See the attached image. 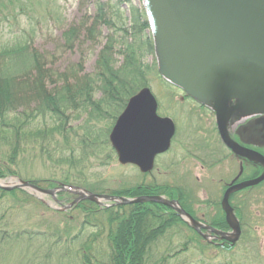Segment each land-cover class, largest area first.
I'll return each instance as SVG.
<instances>
[{"label": "rangeland", "instance_id": "1", "mask_svg": "<svg viewBox=\"0 0 264 264\" xmlns=\"http://www.w3.org/2000/svg\"><path fill=\"white\" fill-rule=\"evenodd\" d=\"M31 1L34 3L33 9L37 10L32 13L31 21L35 20L36 14L42 9L41 7H37L38 3L44 4L49 8L55 6V19L49 21L47 24L44 23L38 33H35L33 39V46L42 53L46 52L47 67L57 72H62L67 67L72 65L75 67L83 61L78 75L91 73L94 70L95 60L103 46L105 38L97 46H94L90 40L86 39L85 31L82 30L79 38L74 41L73 46L65 48L62 46L61 35L63 30L67 29L70 25L78 23L82 19H87V15L92 16L94 14L95 6L93 0ZM120 5L119 9L127 23H132L130 22L132 6L140 10L143 18H146L149 25H151L146 0H132L131 5L125 2ZM90 21L91 17L88 23ZM28 22L29 20L24 18L20 24L27 27ZM19 28L13 22H10L9 25L4 24L3 40H11L15 32L19 33L17 32ZM102 30L104 35L110 32L106 27ZM146 33L151 35L154 43V53L147 55L144 61L151 64V67L148 68L150 71L153 69L152 63L155 62V70H157L158 76L147 77L148 85L144 87H149L156 96L159 114L173 118L176 124V134L172 147L166 153L156 157L155 167L149 172L143 173L132 164H120L117 156L110 153V146H107L102 141L105 137H98L92 145H79L76 142L78 139L76 140L70 136V132L66 133V139L63 133L54 132L43 136L41 133L36 134L35 128H43L45 124L48 123L49 125L51 123L48 121V118H46L47 120L44 119V121L43 119L39 120L40 118H36L32 124H30V121L28 122V125H31L29 130L33 131V133H27L19 137L18 140L13 141V146H18V154L15 156L16 160L14 164H12L16 175L0 178V180L6 183V185H9V182H15L17 179L30 181L37 187L46 190L59 188L63 185L75 186L95 194L126 198L162 195L169 200H177L179 202V199L169 198L164 192L132 197L112 193L119 190L129 192L132 188L138 186L147 188L154 186L160 188L169 187L170 190L175 189V194L181 196H179L180 199L184 201V205H187L188 208L191 201H195V204L200 205L204 201L217 202V199H220L222 193L220 189L221 184L212 183V176L210 171L208 172L209 168H206V171L202 172L199 165L202 164L203 159L208 162H212V160L220 161L219 166H213L214 168L211 173H215V177L217 178L225 176V180L229 181L235 172L234 169L237 161L236 158L230 156L218 138L215 131L214 117L212 116V103L205 102L204 104H200L197 101L187 99L179 88L163 79L159 73L158 55L151 26L146 30ZM122 59V55L118 54V65L122 63ZM57 84L60 85L61 82L59 81ZM47 86V90H51L54 85L49 84ZM97 95L95 97H98ZM115 100L116 105L119 106L121 103L119 97H116ZM112 104L108 105L112 108L107 113L104 111L105 115L90 118V123L87 121L92 131H111L116 118L125 107L113 119L118 108L114 106V100ZM235 104L236 101L232 100L230 107H233ZM34 106L35 104L31 103L29 108ZM101 110H103L102 107ZM242 110H234L233 112L235 113L232 116L230 115L227 121L229 133L240 138L241 142H246L248 145L261 148L264 151V130L255 120H247L236 126L238 121H242V118L247 114L257 112L246 111L247 113H245ZM67 114L69 116L67 118L68 123L64 129H60L59 131H77L79 134L81 131H86L83 123L85 118L84 113L78 115L76 112L72 113L71 110H68ZM29 130L27 129V131ZM11 149L9 144L0 143V164L9 163L8 159ZM206 172L209 173L207 177L205 176ZM196 176L202 177L201 183L197 184L194 180ZM1 189L6 190L4 188ZM15 189L20 188L6 191ZM24 190L34 198V201L23 198L25 196L22 192H16L15 197H5L0 203V217H3L2 222L8 223L10 228L20 229V227L24 226L27 231L35 229L34 232H36L39 229L42 233L52 234L56 226L59 229L60 227L64 229L67 222L69 223V229L72 231L71 234H76L82 227V223L85 220H90L85 216L82 208L80 209L79 206H75L83 201H91L89 199L77 200L78 194H72L71 191H67L66 189L58 190L53 195L50 193H35L28 188ZM175 194L173 195L175 196ZM240 197L243 200L247 198L251 202L252 207H254V211H252L258 215L254 216L252 214L253 226L249 229L250 232H247L249 231L247 228L244 231L243 241L245 243L241 241L237 246L234 245L233 249L230 250L232 251L231 257L234 259L233 262L235 264H264V183L261 187L243 191L241 195L239 194L235 198L237 200ZM39 201L43 204H40ZM137 203L144 202H121L115 204L112 200H103L101 204L95 203V205L106 208L126 206L127 208H124V212L128 213L130 205ZM153 203L167 206L158 202ZM128 206L130 207L128 208ZM171 209L176 213L173 208ZM248 210H250L249 207L246 210L243 208V214L249 218L251 215L248 212H251V210ZM56 211L60 212L57 213ZM88 214L91 216V219L95 220H93L94 222H97V227L103 230L101 236L95 238L94 242L92 241L93 245H91L95 246L97 242L103 240L104 243L95 247V249H99L106 244V232L109 229L106 225L107 215L103 211ZM14 225L15 227H13ZM94 230L95 228L90 226H87L86 230H83L81 237L78 238L73 246L71 245L74 248L73 252L80 253V244L89 239V237L93 239L91 235ZM197 236H194V231L190 229V225L186 228L180 225L172 229L168 228L164 235L156 238V243L148 247L150 249L148 260L152 262L160 261L161 259L164 260L165 256L167 258L166 261H169L170 264H209V260H213L212 264H224V259L227 258V261H232L229 258L230 252L225 255L220 250L222 247H213L212 245L209 247L210 244L206 243L207 240L205 238L199 234ZM195 239L196 241H194ZM253 241H256L255 247L259 254L256 253L257 251L254 250V247L252 248ZM25 242H27L26 239L22 243H19V246L16 244L11 249L9 248V251H5L7 249L2 248L0 245V264H65V261H68V263L73 261V258L59 261V256L57 257L53 254L52 257H48L46 255V243L42 240H35L33 243L24 244ZM184 243H187L186 247L183 246ZM72 247H70L71 250ZM53 251L56 252V249ZM248 252L249 254H247ZM57 253H60V251H57ZM74 262L75 264H81L78 258H75Z\"/></svg>", "mask_w": 264, "mask_h": 264}, {"label": "trees", "instance_id": "2", "mask_svg": "<svg viewBox=\"0 0 264 264\" xmlns=\"http://www.w3.org/2000/svg\"><path fill=\"white\" fill-rule=\"evenodd\" d=\"M131 1L93 0L94 14L87 15V19H82L63 30L61 38L62 46L65 48L73 46L82 30L85 31L86 39L90 40L94 46H97L105 38L95 60L94 70L79 76L78 71L81 70L83 61L75 67L72 65L62 72H57L47 67L46 52L42 53L33 46L35 33H38L44 23L47 24L55 19V6L49 8L38 3L37 7L42 9L36 14L35 20L31 21L32 13L37 11L33 9V1L0 0V143L9 144L12 148L9 154V163L0 164V178L16 175L12 164L16 160L18 146L14 147L13 141L27 133H33L29 130L31 125H28V122L30 121L32 124L36 118L43 119V121L48 118V121L51 122L49 125L45 124L43 128H35L36 134L41 133L43 136L54 132L63 133L66 139V133L70 132V136L78 139L76 142L79 145H92L98 137H105L102 141L110 146V153L115 154L108 139L110 131H92L87 121L90 123V118L105 115L112 108L108 105H113V100L114 106L118 108L113 118L115 119L117 113L126 105L128 98L141 87L148 85L147 77L158 76L155 62L152 63L153 69L150 71L148 68L151 67V64L144 61L147 55L154 53L153 40L151 35L146 33L150 27L148 20L143 18L140 10L131 6L130 22L132 23H127L119 9L120 4L125 2L131 5ZM90 17L91 21L88 23ZM24 18L29 20L27 27L20 24ZM10 22L20 27L17 29L19 33L15 32L11 40L4 41L3 26L4 24L9 25ZM102 27H106L110 32L104 35ZM118 54L123 57V61L119 65ZM59 81L60 85L57 84ZM49 84L54 85L51 90H47ZM96 95L98 97H95ZM116 97H119L121 102L119 106L116 105ZM31 103H34L35 106L29 108ZM68 110H71L72 113L76 112L78 115L85 114L83 123L86 131H81L80 134L77 131H59L64 129L68 123ZM169 190V187L138 186L129 192L119 190L112 193L132 197L164 192L169 198L179 199L180 204L191 213L188 206H185L184 201L180 199L181 196L175 194V189ZM16 192H22L25 196L23 198L34 201V198L28 195L26 190L6 191L0 188V203L5 197H15ZM40 204L43 203L40 202ZM75 206L82 208L85 216L90 219L82 223V227L76 234H71L72 231L67 222L64 229L61 227L59 229L56 226L52 234H46L40 232L39 229L36 232H34L35 229L27 231L24 226L20 229L10 228L8 223L2 222L3 217H0L1 247L6 248L5 251H9L12 246L14 247L16 244L19 246V243L25 239L27 242L24 244L42 240L46 243L48 257H52V254L59 256V261L73 258L72 262L65 261V264H75V258L80 259L81 264H170L169 261H166L165 256L164 260L149 261L150 249L148 247L156 243V238L164 235L168 228L172 229L179 225L188 227L187 223L171 208L153 202L132 204L131 207L128 206V208L130 207L128 213L124 212L126 206L106 208L99 207L91 201H83ZM96 211H103L107 215L106 225L109 227L106 232V244L99 249H95V247L104 243L103 240L97 242L95 246L91 245L95 238L101 236L103 230L97 227V222H94L95 220L91 219L88 214ZM87 226L94 227L96 230L92 232L93 239L89 237L80 244V253L73 252V244L81 237ZM190 229L192 230L191 227ZM197 234L194 231V236L198 237ZM243 238L244 236L240 242L243 241ZM243 242L245 243V241ZM255 245L256 241H253L252 248L254 247V250L257 251ZM183 246L186 247L187 243H184ZM54 249L56 252L53 251ZM232 249V246L227 244L220 249L225 255L230 252L229 258L232 261H227L228 258L224 259V264H235L231 257L232 251L230 250ZM212 261L209 260V264H212Z\"/></svg>", "mask_w": 264, "mask_h": 264}, {"label": "water", "instance_id": "3", "mask_svg": "<svg viewBox=\"0 0 264 264\" xmlns=\"http://www.w3.org/2000/svg\"><path fill=\"white\" fill-rule=\"evenodd\" d=\"M146 4L161 76L199 102L212 103L217 131L229 149L243 157L264 161L259 152L234 142L226 127L234 110L264 109V0H146ZM232 100L236 104L230 107ZM174 131L173 120L157 113L153 92L143 87L128 99L109 140L121 164H134L141 172H147L153 168L155 156L170 147ZM263 179L264 172L253 180L229 187L227 193ZM0 187L28 188L35 193L52 195L58 190L70 189L80 194L77 200L89 199L99 204L103 200H112L115 204L158 202L173 208L186 223L195 228L201 226L177 200L162 195L126 198L65 185L46 190L19 179L9 185L0 180ZM227 193L224 202L231 218ZM233 228L232 242L240 234L236 220ZM209 229L229 239L227 233Z\"/></svg>", "mask_w": 264, "mask_h": 264}, {"label": "flooded vegetation", "instance_id": "4", "mask_svg": "<svg viewBox=\"0 0 264 264\" xmlns=\"http://www.w3.org/2000/svg\"><path fill=\"white\" fill-rule=\"evenodd\" d=\"M184 95H185L184 97L187 99H191V100L197 101L200 104H204V103L199 102L195 98L187 96L186 94H184ZM242 111H245V110H242ZM234 113L235 112H233L231 114V116ZM245 113H247V112L245 111ZM212 116L214 117L213 119H214V124H215V131L218 135L220 142L227 149L230 156H233L234 158H236L237 163H236V166L234 169L235 170L234 174L229 179V181H226L225 176H220L217 178V177H215V173H213V174L211 173L212 169L214 168L213 166L214 165L219 166L220 161H213L212 160V162H208V161L203 159V161L201 162L202 164L199 165L200 168L202 169V172L203 171L205 172L206 168H209L208 172L210 171V174L212 176L211 182L215 183V184H219V185L221 184L220 189H221L222 193H221L220 199H217L219 202L218 201L217 202L204 201L200 205H197V204H195V201H191V204L189 207L191 213L190 212L189 213L201 225V226H197L196 227L197 229L194 227V225H191V228H192V230L200 233L203 238H205L208 242L212 243L214 246L223 247L224 245L227 244L228 246L233 247L234 245H236L237 243L240 242L241 238L244 236L245 229L247 228V230H249L252 228V226H253L252 214L254 216L258 215L257 213L253 212L254 207H252L251 202H249L247 198L245 200H243L242 199L243 197L241 196L242 198L241 197L238 198L237 199L238 201H237L235 197L239 194L241 195V193L245 190L255 189L256 187L257 188L261 187L264 183V179L262 181L256 183V184H254V185H250V186H246V187L238 188V189H233V190L229 191L228 193H227V189L229 187H232V186L240 183V182L253 180V179L257 178L258 176H260L264 172V161L252 160V159H249L247 157H243L239 154H236L231 149H229L220 139V136H219V133H218L217 127H216L215 115H214L213 110H212ZM253 118H255V119H253ZM251 119L255 120V122L257 124H259L261 126V128L264 130V123L262 122V119H264V109L259 110L255 113L253 112L252 114H247L245 117L242 118V121H238L236 126L240 125V123H242L244 121H247V120L250 121ZM226 127L228 129L229 137L234 142H236V143H238V144H240L246 148L255 150L264 156V151L261 148L248 145L246 142H244L245 143L244 144L243 142H241L242 140L240 138L229 133L228 125H226ZM241 131H242V129H241ZM175 134H176V130H175ZM175 134L173 135L172 142L174 140ZM263 136H264V132H263ZM171 147H172V145H171ZM171 147H170V149H171ZM167 151H165L164 153H166ZM156 161L157 160H155V164H156ZM208 172H206V175H205L206 177H207V174L209 175ZM195 178L196 179H194V180L197 182V184L201 183L200 180H202V177L196 176ZM220 182H222V183H220ZM201 187H202V185H201ZM226 193H227V201H228L229 208H231V210H232L230 212V214H232L231 218H230V216H228V214L226 212V205L224 202V197H225ZM248 207L251 210V212H248L251 215V217H249V218L243 214V208L246 210ZM250 210H248V211H250ZM235 220L237 221V224L239 225L240 234H239L238 238L234 242H232L230 237H233V235H230V234L235 232V229L233 228L235 225ZM209 227L216 229L218 231H221L223 233H227L229 236V239L225 238L224 236L216 234V232L209 229ZM247 232H250V230Z\"/></svg>", "mask_w": 264, "mask_h": 264}, {"label": "bare ground", "instance_id": "5", "mask_svg": "<svg viewBox=\"0 0 264 264\" xmlns=\"http://www.w3.org/2000/svg\"><path fill=\"white\" fill-rule=\"evenodd\" d=\"M72 194H78V197H79V195H80L79 193H76V192H72ZM78 197H77V199H78Z\"/></svg>", "mask_w": 264, "mask_h": 264}]
</instances>
